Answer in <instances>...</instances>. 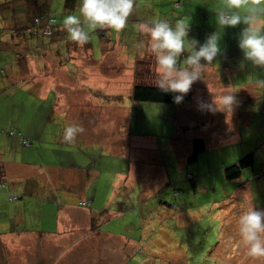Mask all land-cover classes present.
<instances>
[{
  "label": "crops",
  "instance_id": "1",
  "mask_svg": "<svg viewBox=\"0 0 264 264\" xmlns=\"http://www.w3.org/2000/svg\"><path fill=\"white\" fill-rule=\"evenodd\" d=\"M193 1L195 2L182 0L180 3V8L183 9L182 17H186L189 11L197 20L198 15H203L204 18L207 13L202 10L206 11L207 8L201 3L199 7L197 6L202 0ZM218 2L220 1L217 0L216 3ZM188 6H191L190 10ZM219 7L220 4L215 5L214 11ZM196 17L189 25V35L190 39L199 42V47L200 35L205 33V28L204 26L201 28L199 20L198 23L195 22ZM206 19L211 18L207 15ZM241 25L242 29L246 27ZM110 32L111 30L107 31V40L97 41L100 43L99 55L92 51L91 41L90 44L79 46L65 37H58L48 52H42L41 60L37 58L38 56L34 57L37 51L33 50L27 51L26 56H23L24 52L16 51L12 57H7V54L12 53L8 48L4 49L9 51H0V59L6 61V77L13 85L31 83L32 91L42 98L53 89L61 92L62 95L59 97H64V100L62 103H55L54 107L62 108L59 114L63 118L64 112L72 116L78 114L68 124H78L84 128V132L77 136L74 144L64 145L74 152L76 150L75 154L82 157V163L68 165L51 163L39 169L34 162L22 158V162L15 161L10 156L2 154L5 151L0 152V183L7 187L5 191L0 189V264H116L117 258L121 264L127 260L130 252H137L146 244L144 239L148 235L151 221L146 209L151 194L156 196L163 188L162 176L165 174V165L159 155L156 138L153 134L144 132L143 127L147 122L142 119L135 121V116H132L129 123V112L119 110L115 102L119 101L120 96L117 93L121 90L134 102L131 100L130 92L135 84L156 85L155 58L149 54L141 57L135 48L138 42L136 40L132 41L129 52L125 47V39H122L123 31L114 35ZM213 33L209 26L204 39ZM142 37L147 39L145 36ZM228 38L230 43L236 39L234 36ZM0 39L8 42V37ZM62 43L63 49L58 47ZM58 48L62 55L57 51ZM74 49L75 51L80 49L79 57L75 56ZM65 51H68L66 58ZM71 53L73 57H70ZM186 56L185 52L181 63ZM224 57L228 60L225 61ZM109 58L116 61L113 66L104 65V61ZM218 58L222 66L217 65L222 67L221 71L225 75H230L234 71L228 69L231 62L240 58H242L240 61H244L242 53L230 50L224 54L220 53L215 60ZM215 60L202 76V79L204 76H211L209 84L201 85L200 81L195 83L184 100L196 103L199 92H203L205 93L203 99L207 101L213 99V96L223 95L230 88L236 92L240 101L239 106H243L241 99L246 98V95L239 94V91L244 93L246 88L221 84L214 73L219 68ZM35 61L43 63L38 65ZM76 62H79L80 74L73 70ZM142 68L143 77L140 73ZM100 93L103 99L97 97ZM133 104H138L140 115L143 103ZM237 108L239 107H236L232 114H226V117H232L229 122L237 124L236 120L242 118ZM173 113L174 118L180 120L179 127L182 132V135H178L177 128L175 132L177 134L174 133L178 135L175 142L181 145L185 142V134L198 128L199 122L195 120L190 123L177 118L182 114L181 110L177 109ZM202 114L207 122L213 115L207 111H203ZM60 136L63 135H57L55 139ZM197 137L204 139L206 151L207 138ZM194 138L190 137L188 144L185 145L186 151L183 154L185 161L190 154ZM77 147L79 150L75 149ZM27 148L32 149V145ZM97 149H105L110 156L128 159L127 174L132 176L123 174L124 172H114L108 175L109 180H101L99 165L93 167L92 164V157L98 153ZM156 162L161 173L158 181L147 178L134 179L137 175L145 173V167L141 164ZM136 166L140 169L137 170ZM220 169L224 172L223 166ZM42 170L48 171L46 172L48 175L51 174V181L44 183L35 180ZM60 176L62 180L56 181ZM248 186L249 189H245L244 185L240 187L246 194V202L251 199L250 192L253 188L252 185ZM9 193L18 195L19 199L10 201ZM259 198L264 203V196ZM81 203L89 207H82ZM253 203L251 199V206ZM170 206L173 209V206ZM262 207L264 206L262 205L260 210H263ZM180 215L176 214V218L179 219ZM92 221H95L94 226ZM137 229L142 234L138 239L135 233ZM158 233L159 237L153 240L157 247L164 249L176 244L173 230L162 231L160 224Z\"/></svg>",
  "mask_w": 264,
  "mask_h": 264
},
{
  "label": "rangeland",
  "instance_id": "2",
  "mask_svg": "<svg viewBox=\"0 0 264 264\" xmlns=\"http://www.w3.org/2000/svg\"><path fill=\"white\" fill-rule=\"evenodd\" d=\"M64 1L52 0L51 2V10L60 24L66 15L77 12V10L74 12L66 11ZM178 1L179 3L182 2V0H137L135 10L128 20V25L122 32V39H125V47L129 52L132 41H140L143 38L138 35L139 32L135 27L137 23L157 17L166 19L173 24L177 19H184L182 17L183 9L174 7L175 2ZM187 1L195 2L193 0ZM3 2L4 0H0V4ZM216 2L217 0H202L197 4L198 7L200 3L205 5L207 9L206 11L202 10V12L207 13L212 19L207 20L205 17L203 18V15H198L201 28L203 24L205 28V33L200 35V45L205 43L204 37H206L210 26L211 30L214 33L217 32L220 38L221 54L229 50L238 54L242 53L238 47L242 25L235 28H220L216 23V11H214L215 5L219 6L220 2ZM188 9L190 10L191 6H188ZM213 16L214 18H212ZM195 17L187 11L184 20L190 25ZM198 20L196 17L195 22L198 23ZM9 26L10 22L7 16L3 14V17L0 18V38L9 37L7 35ZM97 32L98 30L90 34L92 51L95 55L100 54ZM110 34L116 33L111 31ZM229 36H234L236 39L232 43L227 41L226 44ZM38 37L39 40L40 38L43 40L39 43L40 48L52 46L51 44L55 43V40L50 38ZM188 38L190 39V35ZM2 42L3 39H0V48H2ZM28 46L33 50L32 45L29 44ZM22 47L18 51H22ZM58 47L60 48V45ZM62 47H64L63 43ZM26 48L24 45V51ZM59 48L57 51L62 55L63 53ZM48 49H46L47 52ZM3 50L5 49L2 48ZM38 53L34 57L38 56L37 58L41 60L43 56ZM67 53L68 51H65V58ZM12 55V53L7 54V57H12ZM70 55L73 57V53ZM23 56L26 55L23 53ZM75 56H80V49H76ZM241 59L231 62L228 69L234 71L230 75H225L221 71L222 62L218 58L215 60V64H221V66L217 65L219 68L214 72L221 84L246 88L244 93L239 91V94H245L246 98L241 99L243 106L237 108L242 115L241 119L236 120L237 124L229 122L232 117H226L223 112L214 113L207 122L202 111L197 110L196 103L187 100L180 107L173 104L143 103L139 115L138 104H133L134 102L126 97L125 91L121 90L117 93L120 97L115 105L119 107V110L129 112V123L132 116H135V121L142 119L147 122L146 126L143 127L144 132L153 134L156 138L159 144L158 152L165 165V174L162 176L163 188L158 191L156 196L151 194L146 209L149 212V218H151L148 235L144 239L146 244L142 246L141 250L130 252L127 260L121 264H264V259L253 261L247 256L246 246L238 235V218L245 208L251 206V199L252 203L255 202L252 206L256 209L264 206L263 200L259 198L264 196V175L258 180L251 178L252 169L264 168V88H259L255 83L258 78L264 79V72L258 68H253L246 61H240ZM226 60L228 59L225 58ZM115 62L109 58L104 61V65L113 66ZM242 62L243 66H241ZM35 63L41 65L43 61H35ZM5 68L6 61L0 59V152L5 151L2 154L10 156L15 161L22 162L24 159L34 162L39 169L43 165L51 163L62 165L82 163V157L75 154L76 150L74 152L64 146L68 143L64 142L63 136L55 139V136L63 135L64 128L69 125L68 122L78 116V114L72 116L68 112H64V118L60 116L59 112L62 108L54 107V105L63 102L64 97H59L62 93L53 89L45 97H39L36 92L32 91L31 83L13 85L6 77ZM139 68L140 66L137 67V69ZM73 70L80 74V72L78 73L80 70L79 62L75 63ZM140 73L143 77V68ZM203 78L200 80V84L207 86L211 76H204ZM204 95L205 93L199 92L200 98L203 99ZM97 97L103 99L101 93ZM126 100L131 103L126 104ZM123 105L126 108H123L125 107ZM177 109L182 111V114H179L177 118L190 123L195 120L199 122L198 128L185 134V142L181 145L175 142L178 135H182L179 127L181 125L180 120L174 118L173 113ZM177 128L178 135H175ZM12 131L14 135H10ZM18 135L31 141L32 149L24 147ZM197 136L207 138V150L198 156L196 162L187 163L183 159V154L186 151L185 145L188 144L190 137ZM75 149L79 150L78 147ZM92 151L94 150L92 149ZM97 151L98 153L92 157V164H94L93 167L99 165L102 173L101 180H109L108 175L114 172L127 174L128 159L110 156L105 149H97ZM248 154L253 156L252 167L244 169L238 179L227 180L220 169L221 166L225 169ZM141 165H144L145 173L134 177L135 180L147 178L158 181L160 179V166L157 162ZM138 166H136L137 170L140 169ZM46 172L48 171L42 170L35 180L44 183L51 181V174L48 175ZM127 175L132 176V174ZM188 175H192L194 179H189ZM60 179L62 180L61 176L60 178L57 177L56 181ZM239 183H242L245 189H249L248 185L253 186L250 192L252 194L251 199L247 202L246 194L240 188L242 185H238ZM170 205L177 210L171 209ZM82 207H88V205L84 203ZM261 209L264 210V207ZM176 214H181L179 219L176 218ZM160 224L162 231L168 229L174 231L177 242L173 247L167 246L161 249L153 243V240L159 237ZM135 233L137 239L142 236L138 229L135 230ZM217 242L218 245H216ZM116 262H119L118 258Z\"/></svg>",
  "mask_w": 264,
  "mask_h": 264
},
{
  "label": "clouds",
  "instance_id": "3",
  "mask_svg": "<svg viewBox=\"0 0 264 264\" xmlns=\"http://www.w3.org/2000/svg\"><path fill=\"white\" fill-rule=\"evenodd\" d=\"M136 3L137 0H80L77 12L66 15L62 25L70 41L84 46L89 42L90 34L97 30L122 32ZM216 23L223 29L241 24L246 26L240 33L238 47L244 61L264 72V0H220ZM135 27L147 37L136 43L137 53L141 57L149 54L155 58L156 86L163 93L173 94L176 105L184 101L192 86L202 79L221 53L217 32L209 35L198 47L197 40L188 38L189 24L183 19H177L173 24L157 17L139 22ZM185 52L187 56L181 63L180 57ZM255 83L264 88V79L258 78ZM235 93L229 88L211 101L197 97V110L232 114L240 104ZM125 103L131 102L126 100ZM83 132L81 125L69 124L64 128L63 140L74 144ZM238 225V235L246 246L247 256L253 261L264 259V210L254 206L245 208L238 218Z\"/></svg>",
  "mask_w": 264,
  "mask_h": 264
},
{
  "label": "trees",
  "instance_id": "4",
  "mask_svg": "<svg viewBox=\"0 0 264 264\" xmlns=\"http://www.w3.org/2000/svg\"><path fill=\"white\" fill-rule=\"evenodd\" d=\"M51 2L52 0H4L3 4H0V18H2L3 14H5L8 18V21L10 22V26L7 29L9 30V33H6L9 35L7 40L8 42L1 43L2 48H8L12 54H14L20 47L23 46L22 51H19L24 52V54L27 55L26 52H30L32 50L28 46L30 44L33 47V51H37L39 52L38 54H41L42 52H45L46 49L50 47V45L40 48L39 43L43 40L41 38L39 40L38 36L47 37L53 41H56L57 37H65L67 40H70L63 28V25L58 23L57 17L53 14V11L51 10ZM79 3L80 0H65L64 8L68 12H74L77 10ZM5 5L6 8H4ZM10 5L11 7H8ZM174 7L180 8V3L175 2ZM204 17L206 18L207 15ZM107 31L108 30H98L97 34L99 36V41L107 40ZM204 41L206 40L204 39ZM88 44H90V42H88ZM24 45L27 47L25 51L23 49ZM2 48H0V51H2ZM60 48L63 49L62 44H60ZM183 55L180 57V60L182 59ZM130 93L131 100L134 102L176 105L173 102V94L161 92L154 84H135L132 87ZM183 102L176 106L180 107ZM191 145L190 154L186 158L187 163L196 162L198 156L206 149L205 141L201 137H195L192 140ZM252 165L253 156L252 154H248L237 160L233 165L223 169L224 177L227 180L238 179L242 171L248 167H252ZM251 174L252 180H258L264 175V168L259 167L255 170L253 169ZM255 175H257L256 178L254 177ZM187 177H189L191 180L194 179L192 175H188ZM80 205L84 206V203H81ZM216 245H218V242Z\"/></svg>",
  "mask_w": 264,
  "mask_h": 264
},
{
  "label": "built area",
  "instance_id": "5",
  "mask_svg": "<svg viewBox=\"0 0 264 264\" xmlns=\"http://www.w3.org/2000/svg\"><path fill=\"white\" fill-rule=\"evenodd\" d=\"M48 34V33H47ZM10 135H14V132H10ZM19 140L21 142V144L25 147H29L30 146V141L27 138L22 137L21 135H18ZM255 178L257 177V175L254 176ZM6 185L4 183H0V189L1 190H6ZM19 196L13 193H9V200L10 201H15L18 200Z\"/></svg>",
  "mask_w": 264,
  "mask_h": 264
}]
</instances>
